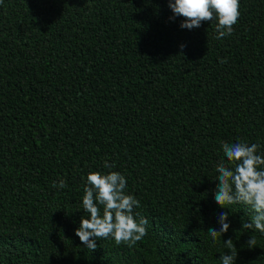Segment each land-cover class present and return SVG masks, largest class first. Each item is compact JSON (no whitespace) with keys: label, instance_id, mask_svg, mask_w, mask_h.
<instances>
[{"label":"trees","instance_id":"trees-1","mask_svg":"<svg viewBox=\"0 0 264 264\" xmlns=\"http://www.w3.org/2000/svg\"><path fill=\"white\" fill-rule=\"evenodd\" d=\"M239 11L218 40L215 20L181 29L169 0H4L0 264H220L227 239L236 264H264V233L242 231L252 209L214 195L223 143L264 155V0ZM112 171L147 235L93 252L75 235L84 188ZM222 211L231 227L213 241Z\"/></svg>","mask_w":264,"mask_h":264},{"label":"clouds","instance_id":"clouds-1","mask_svg":"<svg viewBox=\"0 0 264 264\" xmlns=\"http://www.w3.org/2000/svg\"><path fill=\"white\" fill-rule=\"evenodd\" d=\"M3 2L0 0V5ZM169 8L174 14L170 19L184 18L181 29L192 30L200 28L205 22L218 21L215 28L218 40L233 33L240 17V0H169ZM185 47L180 45L181 49ZM258 147L257 144L249 145L243 141L222 144L227 163L222 160L216 167L219 175L214 195L222 209L234 204L249 206L254 214L250 222L242 221V231L264 233V155L257 154ZM104 167L112 168L115 165L105 161ZM126 186L127 180L119 172L88 174L82 200L85 216L75 232L85 248L94 252L98 240L109 238L114 239L117 246L125 244L131 248L147 235L148 221L143 217L139 221L135 219L134 208L139 207V201L125 194ZM52 187L64 189L67 184L60 179ZM217 220L219 229H208L213 241L224 236L231 227L228 211L220 212ZM223 243L228 252L220 257V264H236L238 251L233 240H223ZM256 243V237L250 235L246 246L255 248Z\"/></svg>","mask_w":264,"mask_h":264}]
</instances>
